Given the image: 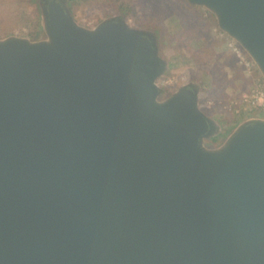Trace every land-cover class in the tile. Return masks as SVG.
Masks as SVG:
<instances>
[{"label": "water", "instance_id": "95a60500", "mask_svg": "<svg viewBox=\"0 0 264 264\" xmlns=\"http://www.w3.org/2000/svg\"><path fill=\"white\" fill-rule=\"evenodd\" d=\"M187 1L264 78V0ZM38 3L45 39L0 40V264H264V117L209 145L154 32Z\"/></svg>", "mask_w": 264, "mask_h": 264}, {"label": "rangeland", "instance_id": "374dc122", "mask_svg": "<svg viewBox=\"0 0 264 264\" xmlns=\"http://www.w3.org/2000/svg\"><path fill=\"white\" fill-rule=\"evenodd\" d=\"M38 1L0 0V40L46 38ZM68 5L75 20L88 29L120 16L134 28L154 32L160 54L169 62V70L157 82L163 89L161 100L189 83L199 85L201 110L221 125V135L209 145H221L246 119L264 117L262 110L244 102L245 95L264 88L260 70L245 51L241 58L235 54L234 40L209 10L187 0H69Z\"/></svg>", "mask_w": 264, "mask_h": 264}, {"label": "built area", "instance_id": "2783aa9c", "mask_svg": "<svg viewBox=\"0 0 264 264\" xmlns=\"http://www.w3.org/2000/svg\"><path fill=\"white\" fill-rule=\"evenodd\" d=\"M231 46L235 51V54L240 58L245 55L244 50L241 48L239 44H235V42H231ZM244 102L253 108H258L264 112V88L253 90L251 94L245 95Z\"/></svg>", "mask_w": 264, "mask_h": 264}, {"label": "trees", "instance_id": "16d2710c", "mask_svg": "<svg viewBox=\"0 0 264 264\" xmlns=\"http://www.w3.org/2000/svg\"><path fill=\"white\" fill-rule=\"evenodd\" d=\"M75 1H77V0H70L71 3L72 2H75ZM38 38H39V34H36L35 37H34V39H38Z\"/></svg>", "mask_w": 264, "mask_h": 264}]
</instances>
